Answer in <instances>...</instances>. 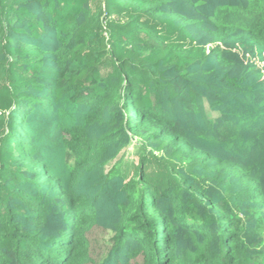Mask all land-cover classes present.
I'll return each instance as SVG.
<instances>
[{
    "label": "trees",
    "instance_id": "16d2710c",
    "mask_svg": "<svg viewBox=\"0 0 264 264\" xmlns=\"http://www.w3.org/2000/svg\"><path fill=\"white\" fill-rule=\"evenodd\" d=\"M138 260L264 264V0H0V264Z\"/></svg>",
    "mask_w": 264,
    "mask_h": 264
},
{
    "label": "rangeland",
    "instance_id": "374dc122",
    "mask_svg": "<svg viewBox=\"0 0 264 264\" xmlns=\"http://www.w3.org/2000/svg\"><path fill=\"white\" fill-rule=\"evenodd\" d=\"M90 236L96 237L97 239L101 240V242H105L104 240L109 239L110 234L102 232L101 230L95 229ZM136 264H140V261L138 260Z\"/></svg>",
    "mask_w": 264,
    "mask_h": 264
}]
</instances>
